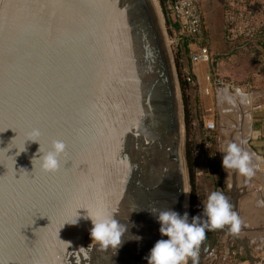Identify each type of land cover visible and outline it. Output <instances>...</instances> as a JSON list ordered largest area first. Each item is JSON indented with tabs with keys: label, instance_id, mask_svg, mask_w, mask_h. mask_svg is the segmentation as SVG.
<instances>
[{
	"label": "water",
	"instance_id": "water-1",
	"mask_svg": "<svg viewBox=\"0 0 264 264\" xmlns=\"http://www.w3.org/2000/svg\"><path fill=\"white\" fill-rule=\"evenodd\" d=\"M33 129L45 150L66 144L58 172L32 173L37 142L19 152ZM185 162L156 0H0V264H147L167 239L148 210L189 212ZM87 209L135 225L119 249L93 242L85 257Z\"/></svg>",
	"mask_w": 264,
	"mask_h": 264
},
{
	"label": "rangeland",
	"instance_id": "rangeland-1",
	"mask_svg": "<svg viewBox=\"0 0 264 264\" xmlns=\"http://www.w3.org/2000/svg\"><path fill=\"white\" fill-rule=\"evenodd\" d=\"M235 3V12L234 15L236 17H232V19L225 18L224 12V0H200V6L202 11V19L203 24L207 32V48L209 49V53L211 56V61L208 64H197L194 66V69L204 67L205 73H210L211 77L214 80H222L225 84L233 83L238 84L242 83L244 86V91H251L254 88H260L264 85V52L259 47L253 45L251 47H245L241 50L235 51L233 49V40H236L241 37H246L249 33L250 26H257L260 28L264 24V0L258 1V15L257 18H252L251 20H247V22L239 20L238 13L236 11L237 7L240 5L246 4V0H234ZM263 8H260V5ZM156 5L158 7V12L160 15V20L162 24V29L164 32V36L166 39V43L168 45L170 55L173 61L174 72L176 75V80L178 82L179 95L183 110V132H184V156L186 153L187 145H190L191 152L194 157L195 164V178H196V192L198 195L197 201V214L201 212L203 208L200 206V197L205 195L206 191L212 188V179L214 178L209 173V167L211 162L203 155H196L194 153V149L202 142L203 138V128L204 123L208 120H214L215 123L219 122L220 128L219 131L216 129V135L219 138L221 132L226 130L225 123H228V126L231 125L230 120H223L220 118L221 107L219 101L213 97V104H211V109H213L212 113L204 112V108L202 106V98H210V94L204 95L201 93V89L197 86L196 82L192 85L190 91L183 92L181 84H180V70L179 66L176 62V47L171 45V41L173 39L172 33L168 30V26L166 23V17L163 15L160 3L156 0ZM241 9V12L248 11L250 12V7ZM254 9V3H253ZM239 11V8L237 9ZM245 30V31H244ZM248 30V31H247ZM188 55L183 59V66H190L189 62V44L187 45ZM204 74V73H203ZM208 75V74H207ZM212 79V78H211ZM224 93V89L221 90ZM223 96V98H221ZM231 96L229 93L225 91L224 95L221 94L219 96V100H222L224 104L228 105L231 103ZM188 98L189 100V110L190 116L193 119L190 122V130L187 133L186 130V122H185V111H184V101ZM230 102V103H229ZM198 112H200V119L197 117ZM212 117H208L210 115ZM218 142L215 143V154L218 158ZM186 161V157H185ZM219 161V158H218ZM186 163V162H185ZM220 166V161H219ZM186 172L188 178V186H189V176L187 171V163H186ZM221 172V171H220ZM223 180V179H222ZM224 185V182H223ZM190 192V186H189ZM190 196V195H189ZM203 219V217H202ZM209 242L213 245L212 249L208 251L209 255L207 256H198L195 260V264H240V258L238 253L239 244L231 237L228 233L222 231H214L213 237L209 238ZM204 240L201 242L199 248H203ZM214 246L217 249H214ZM229 251H233L230 255ZM207 253V254H208ZM229 253L228 255H226ZM226 256V257H225ZM225 261L223 262L222 260Z\"/></svg>",
	"mask_w": 264,
	"mask_h": 264
},
{
	"label": "clouds",
	"instance_id": "clouds-1",
	"mask_svg": "<svg viewBox=\"0 0 264 264\" xmlns=\"http://www.w3.org/2000/svg\"><path fill=\"white\" fill-rule=\"evenodd\" d=\"M40 137L41 133L37 129L26 133L20 143L19 152L25 151L26 141L37 142L39 148L37 155L31 161L32 173H56L60 170L61 158L66 154L67 146L62 140H52L48 149L45 150L41 145ZM221 153L223 154L221 160L223 169L234 170L247 177L254 174L253 168L250 166L252 157L239 144L229 142L221 148ZM184 207L187 208L188 205L185 204ZM148 211L159 224L158 231L161 237H167V239H159L154 243L144 258L147 264H188L189 258L195 264L199 246L205 239L207 229H223L228 226L232 233H238L241 229L240 218L233 211L227 197L218 191H213L206 196L202 212L197 215L190 216L188 211L181 214L170 207L167 210L153 207ZM86 219H89L92 224L90 229L92 244L87 249L80 248L86 258L88 252L91 251L90 246H93V242L105 250L109 248L119 249L124 242L122 237L125 236L129 227L135 226L121 223V220L116 218L115 213L107 210L90 211L87 209ZM77 223L76 212L75 215L65 219L63 226L65 224L76 225ZM128 237L130 238L127 240L140 241L142 239L138 235H129Z\"/></svg>",
	"mask_w": 264,
	"mask_h": 264
},
{
	"label": "crops",
	"instance_id": "crops-1",
	"mask_svg": "<svg viewBox=\"0 0 264 264\" xmlns=\"http://www.w3.org/2000/svg\"><path fill=\"white\" fill-rule=\"evenodd\" d=\"M247 5L250 7V12L248 13L247 10L241 12V9L248 7ZM234 7V0H224L225 18L232 19V17H236L234 15ZM238 8L239 11L237 10ZM236 11L239 20L245 22L247 20L252 21V18H257L258 15V2L251 0L250 4H247V2L246 4L242 3L240 7L236 8ZM257 28V26L253 27L251 25L249 32H253ZM207 74L211 75L210 73H205L204 67L193 69V75L196 80L200 81L201 86H204L202 78ZM211 78L213 83L210 98H202L204 112L206 114L208 112L212 113L213 109L210 107L213 104V97H215L221 107L220 118L223 120L232 118L230 120L231 125L228 126L229 122L225 123L227 128L221 132L219 138L216 135V142L219 140L217 154L224 182V195L232 205L233 211L240 218L241 229L238 233H232L228 226H225V229L232 234L231 237L240 245L237 253L240 258V264H264V85L260 88L253 87V90L246 92L244 91L245 85L242 83L225 84L222 80ZM230 84L232 85V89L229 88ZM223 89L231 96V103L229 102L230 104L228 105L219 100V96L225 93V91L222 93L221 90ZM211 115L207 116L210 118L212 117ZM216 125L219 131V122ZM229 142L239 144L251 155L250 166L253 168L254 173L251 177L242 176L234 170L223 169L221 167L223 155L221 148ZM213 191L212 187L209 191H206L204 196L202 194L200 206L203 207L206 196ZM214 231L218 232L219 230H211L209 238L213 237ZM212 247L213 245L209 242V250ZM214 249H217V247L214 246ZM207 255L209 253L205 256ZM222 261L224 262L225 259Z\"/></svg>",
	"mask_w": 264,
	"mask_h": 264
},
{
	"label": "built area",
	"instance_id": "built-area-1",
	"mask_svg": "<svg viewBox=\"0 0 264 264\" xmlns=\"http://www.w3.org/2000/svg\"><path fill=\"white\" fill-rule=\"evenodd\" d=\"M171 12L174 20L178 23V29L174 31L170 44L177 47L184 40L188 42L190 70L189 72L184 71L186 81L192 83L189 73L193 75L194 66L210 62V54L206 47V38L202 28V16L196 5V0H171ZM194 81L200 87L201 93L207 96L211 93L213 81L210 75H204L202 78L204 86H201L199 80L195 79ZM216 129L217 125L214 120L211 119L204 123L202 142L194 149L196 155H203L209 159L216 155L214 150L217 140Z\"/></svg>",
	"mask_w": 264,
	"mask_h": 264
},
{
	"label": "trees",
	"instance_id": "trees-1",
	"mask_svg": "<svg viewBox=\"0 0 264 264\" xmlns=\"http://www.w3.org/2000/svg\"><path fill=\"white\" fill-rule=\"evenodd\" d=\"M158 1L160 3L162 13L166 17V23L168 26V30L173 35L174 31H176L178 29V23L174 20V18L172 16L171 0H158ZM250 1L251 0H246L247 4H250ZM253 1L258 2L259 0H253ZM196 5H197L198 10L202 16L200 0H196ZM260 8H263V7L260 5ZM202 28H203L204 36L206 38V47H207L208 36H207V32H206V29H205L204 24H203V19H202ZM187 45H188V42L184 40L178 44V46L176 47L177 49L175 50L176 55H177L176 56V62H177V65L179 66L180 76H181L180 84H181L183 92L190 91L191 89L195 90V88H192L193 87L192 85H194V83H195V81H194L195 79L191 73H189V76L192 79V83H188L186 81L187 78H186L184 70L189 72L190 66H188L186 68H185V66H183V59L188 55ZM253 45L259 47L264 52V24L260 28H257L256 30H254L253 32H249L246 35V37H241V38H238L236 40H233V49L235 51L241 50L245 47H251ZM208 51H209V49H208ZM211 59L212 58L210 56V61H211ZM263 72H264V69H263ZM263 76H264V73H263ZM184 103H185L184 111H185L186 130H187V133H189V130L191 128L190 122L193 119V117L190 116L191 112L189 110L188 98H186ZM197 117L199 119L201 118L200 112H198ZM215 136H216V134H215ZM185 157H186L187 171H188V176H189V186H190L189 214H190V216H193V215H197L198 195L196 192V178H195V174H196L195 169L196 168H195L194 157L192 155L190 145H187V147H186ZM263 158H264V156H263ZM207 159H209V158H207ZM209 161L211 162L210 167H209V173L214 177L212 179V187H213L214 191L222 192L224 194V185H223V180H222V176H221V172H220V166H219L218 158L216 157V155H214V157L209 159ZM229 253L231 255L233 253V251H229ZM227 263L228 262H226L225 264H227Z\"/></svg>",
	"mask_w": 264,
	"mask_h": 264
},
{
	"label": "snow or ice",
	"instance_id": "snow-or-ice-1",
	"mask_svg": "<svg viewBox=\"0 0 264 264\" xmlns=\"http://www.w3.org/2000/svg\"><path fill=\"white\" fill-rule=\"evenodd\" d=\"M71 216H72V214L65 215L58 223H64L65 219H67V218H69Z\"/></svg>",
	"mask_w": 264,
	"mask_h": 264
}]
</instances>
